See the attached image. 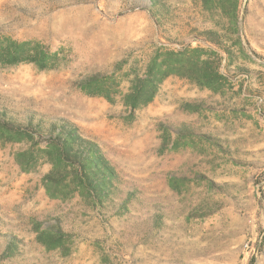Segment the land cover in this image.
Instances as JSON below:
<instances>
[{"label":"rangeland","instance_id":"374dc122","mask_svg":"<svg viewBox=\"0 0 264 264\" xmlns=\"http://www.w3.org/2000/svg\"><path fill=\"white\" fill-rule=\"evenodd\" d=\"M161 1L168 13L156 20L150 0H0V38L59 57L52 69L0 66V108L74 122L135 193L126 208L78 192L52 198L50 163L22 171L14 154L26 143L0 142V264H264V0H236L235 12L233 0ZM209 29L231 55L205 39ZM194 46L218 53L221 91L172 74L148 104L124 106L152 57ZM93 72L117 83L113 101L79 88ZM183 124L193 133H179ZM54 220L65 244L49 250L34 225Z\"/></svg>","mask_w":264,"mask_h":264},{"label":"trees","instance_id":"16d2710c","mask_svg":"<svg viewBox=\"0 0 264 264\" xmlns=\"http://www.w3.org/2000/svg\"><path fill=\"white\" fill-rule=\"evenodd\" d=\"M155 10L152 14L156 20L166 15L167 6L161 0H150ZM237 1L233 0V12ZM164 9V10H162ZM158 16V17H157ZM205 39L224 52L231 55L215 30H206ZM201 47H189L180 52L166 51L165 57H152L146 64L143 74L130 79L128 90L122 95V103L129 109L148 104L155 94L159 84L169 75L185 77L201 88L219 92L229 83L225 74L219 70L218 53L215 50L207 52L206 57ZM21 62L33 63L38 69H52L59 63L56 51L38 41L18 40L10 37L0 38V66L16 65ZM238 70H246L238 67ZM109 75L103 72H93L85 75L79 82V88L87 94L103 96L113 101L112 94L119 93L117 83L106 84ZM190 111H197L199 103L188 102L185 105ZM192 128V127H191ZM187 125L177 130L179 133H193ZM181 136V135H180ZM211 139L210 135H204ZM0 142L26 143V147L16 151L15 161L22 171H30L41 162L50 163V169L42 176V183L48 196L65 199L74 192L87 197L94 206L104 207L105 203L121 198L120 207L126 208L129 198L134 196V190L123 191L120 178L110 160L96 140L84 135L78 126L63 117H52L33 110H9L0 108ZM203 176V175H202ZM180 177L176 180H181ZM174 180V178L172 179ZM221 188V184L210 182ZM174 190L180 188L170 182ZM210 213V211L208 212ZM207 213H202L205 215ZM36 240L47 249L64 246L66 231L58 220L41 227L34 225ZM14 242L8 239L10 246ZM9 248V247H8ZM10 249V248H9Z\"/></svg>","mask_w":264,"mask_h":264}]
</instances>
